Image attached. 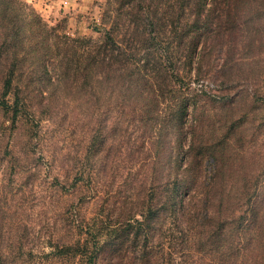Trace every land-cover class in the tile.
I'll use <instances>...</instances> for the list:
<instances>
[{"label": "trees", "instance_id": "trees-1", "mask_svg": "<svg viewBox=\"0 0 264 264\" xmlns=\"http://www.w3.org/2000/svg\"><path fill=\"white\" fill-rule=\"evenodd\" d=\"M149 1L125 0L116 8L109 0L104 23L111 24L102 39L66 36L54 44L63 52L54 81L84 90V142L65 153L52 138L35 139L41 158L58 171L56 179L75 176L43 254L49 264H264V218L258 224L250 160L232 148L227 155L223 140L206 135L205 110L188 120L191 104L168 101L163 91L189 62H198L197 78L222 83L233 62L252 65L261 56L256 64L264 68V0H165L153 9ZM15 6L28 7L0 0V21L7 17L14 27ZM252 18L258 19L260 46L254 52L247 43L242 55L234 54L240 47L234 31H250ZM187 27L192 31H181ZM172 31L174 40L165 35ZM1 37L14 40L15 34L4 26ZM203 42L231 48L218 70L199 53ZM3 58L12 59L4 74L5 99L12 96L14 67L22 58ZM14 92L17 106L21 97ZM246 215L252 228H241ZM3 256L0 251V264Z\"/></svg>", "mask_w": 264, "mask_h": 264}, {"label": "rangeland", "instance_id": "rangeland-1", "mask_svg": "<svg viewBox=\"0 0 264 264\" xmlns=\"http://www.w3.org/2000/svg\"><path fill=\"white\" fill-rule=\"evenodd\" d=\"M19 1L28 7L15 6L17 18L14 27L7 17L0 21V29L5 26L15 34L14 40L0 39V251L4 254L3 264H49L43 253L50 250L52 233L58 228L62 208L68 203L65 195L67 191H74L72 183L75 176L62 173L56 179L58 171L52 169L44 157L41 158L35 139L52 138V141H57V150L65 153L84 142V134L79 127L84 116V90L71 81L64 86L54 81L55 72H58L55 67L59 66L57 59L63 54L61 49L60 54L55 51L54 44L65 43L66 36L69 39H102L111 24L104 23L107 22L110 4L107 3L109 0H86L79 11L73 7L75 5L63 7L67 2H62L57 11L46 14L34 5V0ZM123 1L115 0V7L119 8ZM149 3L153 9L162 7L165 0ZM112 12L115 13L113 9ZM257 24L258 19L252 18L248 22L250 31L247 32L244 26L243 30L234 31L240 46L236 52L233 51L234 54L241 52L242 55L247 43L252 51L258 50ZM181 31L190 32L192 28ZM165 35L171 40L178 36L173 38V31ZM230 49L227 43L218 49L208 42H203L198 48L199 53L211 57L214 70L221 67L222 59ZM6 53L19 54L22 60L16 61L14 67L12 96H7L8 103H3L4 74L12 60L4 61ZM260 57L252 65L242 63L243 59L241 64L233 62V67L228 66L229 80L225 83L221 78H197L195 72L199 64L189 62L182 73L172 77L173 87H163L166 100L191 104L187 110L188 120L200 118L203 110L207 112L206 135L213 136L214 140L215 137L223 140L220 144H226L227 155L232 148L237 157L244 155V159L250 160L251 178L258 184V224L264 218V106L261 104L264 101V74L261 72L264 68L260 70L256 64ZM14 91H19L21 97L17 106L12 102ZM110 132L114 138V133ZM109 142L117 148L118 144L112 138ZM240 165H243V160ZM116 185L122 194L124 188L120 182L115 184V188ZM59 186L65 189L58 190ZM71 198L77 200L75 192ZM247 218L246 215L240 219L243 222L241 228H252Z\"/></svg>", "mask_w": 264, "mask_h": 264}, {"label": "crops", "instance_id": "crops-1", "mask_svg": "<svg viewBox=\"0 0 264 264\" xmlns=\"http://www.w3.org/2000/svg\"><path fill=\"white\" fill-rule=\"evenodd\" d=\"M86 0H34V5L39 8L43 13L50 14L52 11H57L61 3H66L63 7L73 6L77 10L82 9V5ZM94 1V0H93Z\"/></svg>", "mask_w": 264, "mask_h": 264}]
</instances>
